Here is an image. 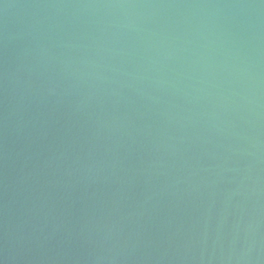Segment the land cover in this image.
Returning <instances> with one entry per match:
<instances>
[{"label": "water", "instance_id": "water-1", "mask_svg": "<svg viewBox=\"0 0 264 264\" xmlns=\"http://www.w3.org/2000/svg\"><path fill=\"white\" fill-rule=\"evenodd\" d=\"M0 264H264V0H0Z\"/></svg>", "mask_w": 264, "mask_h": 264}]
</instances>
